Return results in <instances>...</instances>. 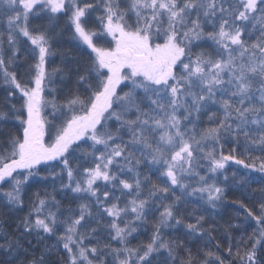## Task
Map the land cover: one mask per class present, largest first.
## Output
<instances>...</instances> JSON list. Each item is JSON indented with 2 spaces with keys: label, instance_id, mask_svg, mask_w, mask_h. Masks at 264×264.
Listing matches in <instances>:
<instances>
[{
  "label": "snow or ice",
  "instance_id": "snow-or-ice-1",
  "mask_svg": "<svg viewBox=\"0 0 264 264\" xmlns=\"http://www.w3.org/2000/svg\"><path fill=\"white\" fill-rule=\"evenodd\" d=\"M0 264H264V0H0Z\"/></svg>",
  "mask_w": 264,
  "mask_h": 264
}]
</instances>
